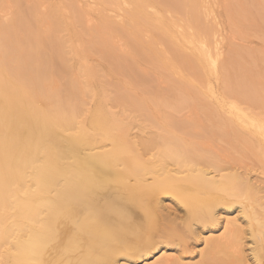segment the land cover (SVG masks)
<instances>
[{"label": "bare ground", "instance_id": "6f19581e", "mask_svg": "<svg viewBox=\"0 0 264 264\" xmlns=\"http://www.w3.org/2000/svg\"><path fill=\"white\" fill-rule=\"evenodd\" d=\"M244 157L264 0H0V264H264Z\"/></svg>", "mask_w": 264, "mask_h": 264}, {"label": "rangeland", "instance_id": "374dc122", "mask_svg": "<svg viewBox=\"0 0 264 264\" xmlns=\"http://www.w3.org/2000/svg\"><path fill=\"white\" fill-rule=\"evenodd\" d=\"M14 3V7L16 8V6L15 5H17V3H18V1L16 2H13ZM12 3V4H13ZM56 9H59V8H57L56 7ZM12 10H14V8H12ZM83 21H84V19H83ZM82 21V22H83ZM63 22H64V20H63ZM65 23V22H64ZM46 25L44 24V27H45ZM44 27H42V29H44ZM65 29H67V28H65ZM62 33H65V31H62ZM62 33H60L61 35H63ZM66 34V33H65ZM64 34V35H65ZM136 66H138L137 64H135ZM132 84V83H131ZM129 86V85H128ZM221 142H222V140H219L218 141V138H215L214 137V139H213V141H211V145H212V147L215 149H220V147L221 146H224V143H222L221 144ZM242 152V151H241ZM241 152H239V153H241ZM240 158H242V157H240ZM247 158L246 157H244V162H246V163H248V165L246 164V166H245V168H246V171H247V173H248V178H251L250 179V181L251 182H253L254 184H256V185H258L259 186V190H251L250 192L253 194L254 193V195L256 194V200L258 201V202H260L261 204H262V206H264V180L262 181V179H264V174H262L261 173V170L259 169V167L257 166V165H255V164H253L252 162H247ZM254 162H255V160H254ZM249 163H250V165H249ZM249 167V169H248V167ZM255 167V168H254ZM251 169V170H250ZM242 172V171H241ZM254 174V175H253ZM258 174V175H257ZM261 174V175H260ZM257 175V176H256ZM263 176V177H262ZM259 179V180H258ZM257 180V181H256ZM263 183V184H262ZM257 191H259V192H257ZM261 192V193H260ZM112 196H114L113 195V193H112ZM121 196V195H120ZM260 197V198H259ZM260 200V201H259ZM257 201H255V197H254V200H253V202L252 203H254L255 204V202H257ZM263 201V202H262ZM167 203H168V201H167ZM251 203V204H252ZM256 205V204H255ZM256 207V206H255ZM237 211H235L234 212V210L232 209H230L229 210V212H227V213H223L225 216H227V217H230V216H232L233 218H235L236 216L238 217H240V215H238V213H236ZM224 215H222L221 216V220H220V222H222V223H224V220H225V216ZM236 215V216H235ZM236 217V218H237ZM238 217V218H239ZM259 217V216H258ZM261 217V216H260ZM235 218V219H236ZM218 233H220V230H218V228H217V230L215 231V233L214 234H218ZM206 235H208V233H206ZM192 245H194V244H192ZM195 246V245H194ZM201 246L202 245H200V244H198V246L197 247H195V249L196 250H199L200 248H201ZM199 248V249H198ZM170 252H173V251H170ZM169 251L167 252V253H170ZM158 255H160V253H158ZM158 255H156V256H158ZM156 256L155 257H152V256H150V257H147V259L146 260H143V261H139L137 264H149L150 262H152L153 263V261L155 260V258H156ZM195 255H191V256H187V257H190V259L191 258H193ZM185 257V256H184ZM248 257H250V255L248 256ZM194 259H196V258H194Z\"/></svg>", "mask_w": 264, "mask_h": 264}]
</instances>
